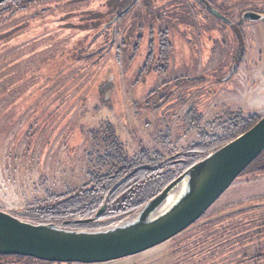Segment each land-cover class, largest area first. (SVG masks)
<instances>
[{
	"label": "rangeland",
	"instance_id": "374dc122",
	"mask_svg": "<svg viewBox=\"0 0 264 264\" xmlns=\"http://www.w3.org/2000/svg\"><path fill=\"white\" fill-rule=\"evenodd\" d=\"M207 1L228 21L199 0H139L119 21L114 15L128 6L119 0L0 7V210L25 212L83 188L103 155L92 131L105 125L131 157L168 156L166 144L177 155L199 141L184 120L190 109L201 127L229 111L264 115V0ZM246 12L262 19L245 20ZM160 32L172 47L168 64ZM137 216L95 224L107 229ZM191 226L184 239L111 264H264V169L238 177Z\"/></svg>",
	"mask_w": 264,
	"mask_h": 264
},
{
	"label": "water",
	"instance_id": "95a60500",
	"mask_svg": "<svg viewBox=\"0 0 264 264\" xmlns=\"http://www.w3.org/2000/svg\"><path fill=\"white\" fill-rule=\"evenodd\" d=\"M7 1L0 0V5ZM199 1L218 19L228 21L203 0ZM244 19L259 21L262 15L246 12ZM263 150L264 115L251 129L211 153L165 187L134 213L138 214L135 220L112 228L68 229L25 221L0 210V256H20L50 263L102 264L150 250L199 220ZM183 183L185 189L180 198L164 213L152 217L168 203L171 192ZM106 208L107 201L95 217L75 222L92 223L104 214Z\"/></svg>",
	"mask_w": 264,
	"mask_h": 264
},
{
	"label": "trees",
	"instance_id": "16d2710c",
	"mask_svg": "<svg viewBox=\"0 0 264 264\" xmlns=\"http://www.w3.org/2000/svg\"><path fill=\"white\" fill-rule=\"evenodd\" d=\"M22 1L9 0L1 4L0 7L10 3L20 4ZM26 1L29 4L36 0ZM119 1L127 3L128 6L114 15L115 18L123 13L116 21L121 20L139 0ZM203 1L220 14L223 13L207 0ZM202 5L205 10L220 21L205 7L204 3ZM127 9L129 10L124 12ZM159 35L160 60L168 64L172 54L168 34L160 32ZM160 68L158 67L156 71L159 74H165L166 72L160 71ZM262 117L263 115L258 114L244 115L242 111L235 113L229 111L223 117L216 118L217 121L201 127L202 115L194 108L190 109L185 114L184 120L188 130L198 131L199 141L177 152L179 153L177 155L171 152L166 144L164 148L168 151V156L143 150L138 155L131 157L115 135L114 128L111 125H105L103 132L102 128L92 131L94 138L100 137L101 139L103 155L99 154L96 166L89 174V181L83 188L75 189L72 194L66 197L61 196L62 198L60 197L56 202H46L43 206L29 208L25 212L13 213L12 215L33 223L82 229L91 225H80L75 221L95 217L98 210L107 201L106 211L95 221H104V218H110L107 223L122 220L149 203L189 168L251 129ZM172 155L176 156L172 157ZM253 167L264 169V150L241 175ZM0 257L26 258L20 256ZM26 259L35 261L32 258Z\"/></svg>",
	"mask_w": 264,
	"mask_h": 264
},
{
	"label": "flooded vegetation",
	"instance_id": "af4514ba",
	"mask_svg": "<svg viewBox=\"0 0 264 264\" xmlns=\"http://www.w3.org/2000/svg\"><path fill=\"white\" fill-rule=\"evenodd\" d=\"M89 225L91 226H94V227H86V228H82V229H77V228H68V229H77V230H100V229H103L101 228L100 226L97 227V225L95 224V221L92 222V223H88ZM81 225V224H80ZM85 225V224H84ZM99 225V224H98ZM192 226H190L189 228H187L186 230H184L183 232H181L180 234H178L177 236L173 237L171 240H173L174 238L178 237V236H181L184 238H186L188 236L189 233H185L188 229H191ZM191 230H194V229H191ZM170 241V240H169ZM166 243V242H165ZM148 251V250H147ZM143 253V252H142ZM136 255H139V254H136ZM136 255H133V256H136ZM133 256H129V257H133ZM129 257H126V258H123V259H120V260H116V261H111V262H108V263H102V264H111V263H117V262H120V261H125L127 260ZM33 259V258H32ZM35 262L36 263H40V264H63V263H50V262H45V261H40V260H36L35 259ZM69 264H79V263H69Z\"/></svg>",
	"mask_w": 264,
	"mask_h": 264
},
{
	"label": "bare ground",
	"instance_id": "6f19581e",
	"mask_svg": "<svg viewBox=\"0 0 264 264\" xmlns=\"http://www.w3.org/2000/svg\"><path fill=\"white\" fill-rule=\"evenodd\" d=\"M170 202V198H169V200H168V203Z\"/></svg>",
	"mask_w": 264,
	"mask_h": 264
}]
</instances>
